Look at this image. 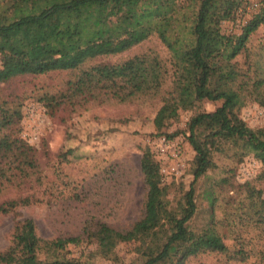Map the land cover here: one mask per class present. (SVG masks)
Instances as JSON below:
<instances>
[{"label":"rangeland","instance_id":"374dc122","mask_svg":"<svg viewBox=\"0 0 264 264\" xmlns=\"http://www.w3.org/2000/svg\"><path fill=\"white\" fill-rule=\"evenodd\" d=\"M9 1L0 0V11ZM199 1H179L185 16H180L182 26H190ZM246 1L234 20L221 24L223 33L239 34L262 0ZM238 62H258L264 68V26L250 36ZM97 65L118 68L102 75L92 70ZM171 90L170 53L155 35L121 54L87 60L74 70L16 76L1 83L0 103L20 109L19 134L34 148L38 167L35 173L14 165L0 169V251L9 246L14 223L25 218L35 222L45 239L76 236L93 220L118 230L132 226L143 214L146 189L140 158L145 147L159 164L162 182L171 185L169 198L180 199L193 181L194 152L186 123L198 110L211 112L220 102H204L198 110L181 112L157 135L153 118L170 100ZM239 114L247 128L264 140V99L262 104L247 103ZM203 128L213 131L208 124ZM215 163L194 184L197 212L189 225L197 229L213 219L228 252L199 255L186 264H264V223L257 222L259 216L249 208L244 187L255 184L264 201V183L255 181L262 164L252 154L240 163L218 155ZM207 193L214 197L213 211ZM188 213L186 209L177 216ZM239 248L246 251V258L234 255ZM93 250V245H69L62 256L111 264L93 255ZM116 253L122 264H139L135 244H120Z\"/></svg>","mask_w":264,"mask_h":264},{"label":"trees","instance_id":"16d2710c","mask_svg":"<svg viewBox=\"0 0 264 264\" xmlns=\"http://www.w3.org/2000/svg\"><path fill=\"white\" fill-rule=\"evenodd\" d=\"M179 1L10 0L0 11V84L16 76L74 70L87 60L121 54L155 35L170 53L172 78L171 98L153 118L156 134L181 112L220 102L211 112L198 110L186 123L194 152L193 181L180 199L169 198L171 185L162 182L159 164L145 147L140 158L146 189L143 214L132 226L118 230L93 220L76 236L45 239L32 219H21L13 225L9 246L0 251V264H92L62 256L69 245L81 244L93 245L92 254L111 264H122L116 253L120 244H135L139 264H186L192 257L228 252L213 219L201 228L190 227L197 212L194 184L215 168L216 156L240 163L250 154L262 164L255 181L264 183V140L239 114L249 102L262 104L264 68L258 62H238L250 36L264 26V0L239 34L223 33L221 24L234 20L246 0H200L188 27L182 26L180 16H185ZM135 62L137 58L125 66ZM117 68L97 65L92 70L103 75ZM21 118L18 107L0 103V169L14 165L35 173V150L19 134ZM204 124L213 131L206 133ZM244 187L249 208L259 216L257 222L264 223L262 190L250 182ZM206 200L213 211V195L207 193ZM186 209L189 213L179 218L177 214ZM234 255L244 259L246 251L239 248Z\"/></svg>","mask_w":264,"mask_h":264}]
</instances>
